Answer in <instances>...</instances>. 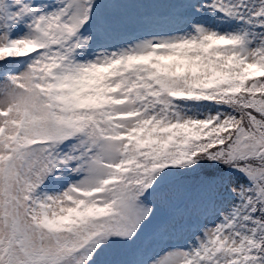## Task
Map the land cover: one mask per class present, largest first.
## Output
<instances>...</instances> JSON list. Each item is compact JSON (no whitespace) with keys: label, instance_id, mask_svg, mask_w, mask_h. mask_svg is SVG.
Here are the masks:
<instances>
[{"label":"snow or ice","instance_id":"obj_1","mask_svg":"<svg viewBox=\"0 0 264 264\" xmlns=\"http://www.w3.org/2000/svg\"><path fill=\"white\" fill-rule=\"evenodd\" d=\"M0 264H264V0H0Z\"/></svg>","mask_w":264,"mask_h":264}]
</instances>
